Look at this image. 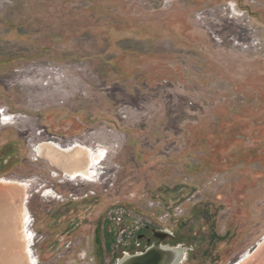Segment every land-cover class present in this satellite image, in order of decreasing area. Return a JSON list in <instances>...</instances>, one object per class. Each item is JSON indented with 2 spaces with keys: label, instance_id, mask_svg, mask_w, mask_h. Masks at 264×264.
Here are the masks:
<instances>
[{
  "label": "rangeland",
  "instance_id": "374dc122",
  "mask_svg": "<svg viewBox=\"0 0 264 264\" xmlns=\"http://www.w3.org/2000/svg\"><path fill=\"white\" fill-rule=\"evenodd\" d=\"M160 8L0 0V264H115L139 222L264 264V0Z\"/></svg>",
  "mask_w": 264,
  "mask_h": 264
},
{
  "label": "flooded vegetation",
  "instance_id": "af4514ba",
  "mask_svg": "<svg viewBox=\"0 0 264 264\" xmlns=\"http://www.w3.org/2000/svg\"><path fill=\"white\" fill-rule=\"evenodd\" d=\"M172 238H174V233L170 230H159L148 223L139 222L133 228L122 225L113 246L111 247L109 243L104 250L105 252L112 251L113 257L116 258L115 264H129L132 258L145 254L158 244L162 248L178 252L179 257L168 264H184L188 261V248L179 242L170 246L166 242L171 241Z\"/></svg>",
  "mask_w": 264,
  "mask_h": 264
},
{
  "label": "water",
  "instance_id": "95a60500",
  "mask_svg": "<svg viewBox=\"0 0 264 264\" xmlns=\"http://www.w3.org/2000/svg\"><path fill=\"white\" fill-rule=\"evenodd\" d=\"M178 257V252L162 248L157 244L145 254L132 258L129 264H168Z\"/></svg>",
  "mask_w": 264,
  "mask_h": 264
},
{
  "label": "bare ground",
  "instance_id": "6f19581e",
  "mask_svg": "<svg viewBox=\"0 0 264 264\" xmlns=\"http://www.w3.org/2000/svg\"><path fill=\"white\" fill-rule=\"evenodd\" d=\"M5 114V113H4ZM6 115V114H5ZM0 116H1V112H0ZM6 116H8V115H6ZM3 117H4V115H3ZM9 117V116H8ZM10 120V119H9ZM8 120V121H9ZM45 156L49 159V160H51V161H53L54 163H59L64 169H69V168H71V169H74V168H82V166H83V160H84V155H83V153L82 152H77L73 157H69V158H66L67 160L65 161L66 162V164H64L63 162H62V159H60V157L59 156H57V154H55L53 151H51V150H48V151H46L45 152ZM65 159V158H64Z\"/></svg>",
  "mask_w": 264,
  "mask_h": 264
},
{
  "label": "built area",
  "instance_id": "2783aa9c",
  "mask_svg": "<svg viewBox=\"0 0 264 264\" xmlns=\"http://www.w3.org/2000/svg\"><path fill=\"white\" fill-rule=\"evenodd\" d=\"M180 0H158L159 6L161 7L160 9L166 10L173 6L175 3L179 2ZM136 2L141 6V7H146L148 0H136ZM168 218V217H166Z\"/></svg>",
  "mask_w": 264,
  "mask_h": 264
}]
</instances>
